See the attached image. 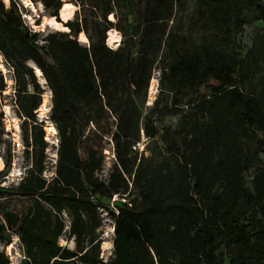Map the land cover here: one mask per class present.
Here are the masks:
<instances>
[{
    "label": "trees",
    "instance_id": "trees-1",
    "mask_svg": "<svg viewBox=\"0 0 264 264\" xmlns=\"http://www.w3.org/2000/svg\"><path fill=\"white\" fill-rule=\"evenodd\" d=\"M31 1L60 23L63 0ZM74 2L92 19L67 21V32L49 33L41 45L39 32L23 23L20 0L9 6L0 0V54L14 72L30 162L15 186H2L0 172V243L7 247L16 236L24 264H264V166L257 168L264 154V32L244 54L234 42L243 23H264V4L194 0L190 22L213 34L204 42L163 28L173 18V0H143L137 25L128 0ZM122 8L131 26H115L124 39L114 50L106 45L114 28L108 16L119 20ZM81 33L90 47L79 41ZM30 63L54 94L59 146L52 179L44 177L48 144L35 116L42 90ZM155 67L159 93L144 116L138 101L146 99ZM87 111L117 115L115 129L96 121L86 137L100 133V148L112 137L116 162L108 181L95 175L102 160L92 165L80 154ZM166 117L178 118L176 125L160 128ZM140 130L149 156L139 159L133 147ZM4 162L8 169L11 160ZM100 209L114 221L108 262L101 259ZM63 235L75 249L59 244ZM0 264H10L4 252Z\"/></svg>",
    "mask_w": 264,
    "mask_h": 264
},
{
    "label": "rangeland",
    "instance_id": "rangeland-1",
    "mask_svg": "<svg viewBox=\"0 0 264 264\" xmlns=\"http://www.w3.org/2000/svg\"><path fill=\"white\" fill-rule=\"evenodd\" d=\"M7 6H9V2L3 0ZM27 1L33 3L31 0H20V3L23 5L24 10L22 11V20L25 26H27L30 30L34 32H39V43L44 45V39L49 33L63 31L67 32L64 28L62 23H59L61 26L59 28L52 25V21L48 17V15L44 11V7H35L33 5H27ZM174 1V8H173V18L172 20H166L162 23V26L167 31H171L177 28L190 38L201 40L204 42H209L213 39V34L211 31H205L201 25H195L190 22V19L194 13V0H181L180 6L179 3ZM64 7H68L67 11L62 12L60 11V16L63 18L64 21L75 20L76 18H82L88 16L91 20L93 15L90 9H81V7L77 6L74 0H63ZM129 8L132 10V20L134 25H137V17L140 11L144 10V3L143 0H128ZM264 4V0H261ZM63 7V8H64ZM118 18L119 20L115 19V17L111 14L108 16V20L114 22V28L107 32V39L106 45L109 46L111 49L117 50L123 41L122 32L119 31V27L124 28L127 30L129 28V23L126 20L127 9L122 8L118 9ZM82 12V13H81ZM38 21L40 25H38ZM54 22H57L56 19H53ZM49 22V23H48ZM132 22V21H131ZM58 23V22H57ZM117 26L118 28H116ZM132 30V29H131ZM130 30V31H131ZM116 31L119 36V41L113 45L109 44L110 41V32ZM258 32H264V23L256 18L251 23H243L242 28L240 29L239 33L235 38V47L241 53H245L248 49L251 48L253 39ZM82 34V33H81ZM79 35L78 39L82 45L86 47H90V40L87 37L88 41L83 43L81 37ZM160 34L159 36H161ZM167 51L165 43L162 44L160 56ZM31 67H34V71L36 66L33 63H30ZM157 66V65H156ZM5 70L8 73H5ZM37 80L40 84V88L42 90V104L44 103V99L47 98L48 103L47 107L49 112L40 115L37 111L35 112V116L37 121L44 126V132L46 134L45 140L48 144L46 150V171L44 172V177L46 179H52L55 175L56 165H57V150L59 146V134L56 129V124L54 123L53 119L51 118V110L53 107V99L54 94L50 89L47 81L45 80L44 76L42 80L44 81L45 85L42 84L40 78L37 75ZM43 75V74H42ZM161 78V71L159 67H155L152 74L151 84L148 89V94L146 99L144 97L139 98V105L140 109L143 111L144 116L149 113L154 100L156 99L159 93V81ZM153 80H156V94L154 96L151 95V87ZM18 89L15 80H14V73L4 58L0 54V134L2 135V143L0 144V158L3 161V166L0 167V172L4 170L6 173L5 182L2 186L5 187H12L17 184L26 176L27 169L30 168V162L28 161L27 151L24 144L23 132L21 126L24 122V117L20 114V110L16 103V97ZM29 91L32 93L33 88L30 86ZM41 107V106H39ZM109 115H105L104 117H98L94 115V112L87 111L85 124H87L85 136L81 143V151L80 154L84 159L90 158L92 165H95L97 161L102 160L101 169L96 171L95 175L102 181H108L109 175L112 171V167L116 162V153H115V146L114 142L111 140V136H106L102 143V148L98 145V137H93L90 141L86 140V137H89V134L95 130L97 127L96 121L100 123L101 127L105 126L107 123L115 129L116 114L108 113ZM43 116V117H42ZM107 118V120H106ZM178 118L176 117H166L163 118L162 121L159 123L160 128L169 125H176ZM16 122V123H15ZM16 124L19 126V130L16 129ZM49 124L51 127H49ZM141 127L142 122H141ZM58 144V146H56ZM148 144V139L145 137L144 131L140 130V141L136 143L133 147L134 154L140 158H147L149 153L147 152L146 145ZM101 152V153H100ZM11 160L10 167L7 169L5 168L4 160ZM139 163V161H138ZM264 166V154L261 155V161L257 164V168H261ZM255 170H252L251 173L247 176L249 178L254 174ZM250 185V181H249ZM117 200V199H114ZM119 201H126L124 199H120ZM16 204V203H14ZM110 209H115L114 204L107 205ZM99 214L102 219V226L99 229V237L102 241L101 247V259L104 262H108L114 255V248H113V240L115 238L114 233V221L110 217L109 213L106 212L105 209H100ZM65 219L68 221L69 218L65 216ZM59 244L63 247H67L70 249H75V243L72 239L68 238L67 235H63L60 240ZM112 244V249L110 248ZM0 252H4L9 260L10 264H24L25 254L23 250V246L19 239L16 236H13L12 243L9 246H5L0 243Z\"/></svg>",
    "mask_w": 264,
    "mask_h": 264
},
{
    "label": "bare ground",
    "instance_id": "bare-ground-1",
    "mask_svg": "<svg viewBox=\"0 0 264 264\" xmlns=\"http://www.w3.org/2000/svg\"><path fill=\"white\" fill-rule=\"evenodd\" d=\"M5 1H6V2H9V0H5ZM27 5H31V6H32L33 3L27 1ZM37 5H38L39 7H42V5H41L40 3H37V4H35V7H36V8H37ZM67 8H68V7H64L63 10H62V12H64V11L66 12V11H67ZM67 12H68V11H67ZM50 20L52 21V25H54L55 27L59 28V27L61 26L59 23L54 22L53 19H50ZM48 23H49V22H48ZM109 36H110V41H109V44H110V45H113V44H115V43H117V42L119 41V36H118V33H117L116 31H111L110 34H109ZM80 38L82 39L83 43H86V42L88 41L87 37H86L85 34H83V33L81 34V37H80ZM35 72H37V75H38V77L40 78L42 84L45 85L44 81L42 80L43 75H42L41 71H40L38 68H35ZM5 73H8V71L5 70ZM155 94H156V80H153V82H152V87H151V95L154 96ZM47 103H48V100H47V98H45V99H44V103L41 104L40 109L37 111L38 113H40V115H44V114H46V113L49 112L48 107H47ZM42 117H43V116H42ZM15 123H16V122H15ZM15 127H16V129H17V131H18V130H19V126L16 124ZM49 127H51L50 124H49ZM56 146H58V144H57ZM2 166H3V161H2V159L0 158V167H2ZM113 234H114V233H113ZM110 248L112 249V244H111Z\"/></svg>",
    "mask_w": 264,
    "mask_h": 264
},
{
    "label": "water",
    "instance_id": "water-1",
    "mask_svg": "<svg viewBox=\"0 0 264 264\" xmlns=\"http://www.w3.org/2000/svg\"><path fill=\"white\" fill-rule=\"evenodd\" d=\"M56 20H57V19H56ZM57 21H58V20H57ZM58 22H59V21H58ZM60 23H62L63 26H65L64 23H66V21H64L63 18H62L61 16H60ZM32 68H34V67H32ZM41 73H42V72H41Z\"/></svg>",
    "mask_w": 264,
    "mask_h": 264
},
{
    "label": "built area",
    "instance_id": "built-area-1",
    "mask_svg": "<svg viewBox=\"0 0 264 264\" xmlns=\"http://www.w3.org/2000/svg\"><path fill=\"white\" fill-rule=\"evenodd\" d=\"M13 70V69H12ZM14 73V72H13Z\"/></svg>",
    "mask_w": 264,
    "mask_h": 264
}]
</instances>
